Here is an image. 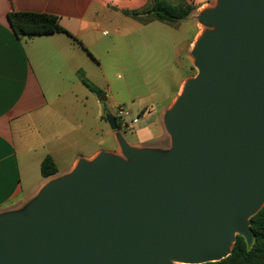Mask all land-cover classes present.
Returning <instances> with one entry per match:
<instances>
[{"label":"water","instance_id":"obj_1","mask_svg":"<svg viewBox=\"0 0 264 264\" xmlns=\"http://www.w3.org/2000/svg\"><path fill=\"white\" fill-rule=\"evenodd\" d=\"M197 72L164 114L167 148L79 158L0 212V264H203L253 240L264 206V0H216L197 16Z\"/></svg>","mask_w":264,"mask_h":264},{"label":"crops","instance_id":"obj_2","mask_svg":"<svg viewBox=\"0 0 264 264\" xmlns=\"http://www.w3.org/2000/svg\"><path fill=\"white\" fill-rule=\"evenodd\" d=\"M151 1L0 0V212L21 207L50 180L42 176L34 185L29 181L33 173L40 171L46 155H52L59 167L60 160L72 154L71 163L59 167V173L65 174L79 158L91 159L101 151L119 152L116 131L106 118L107 113L116 112L122 105L112 90V73L117 69L109 72L107 61L105 64L102 59L107 51L102 53L101 44H109L110 34V43L118 38L125 41L130 59L113 68L139 66L143 60V64L155 65V72H160L161 63L165 70L176 74L173 83L166 86L169 91L158 90L161 85L157 86L150 101L142 104V113L151 114L153 107H158L157 114L147 120L155 131L152 139L133 143L139 147H169L164 114L185 80L193 75L191 54L201 32L197 16L216 0H186L196 6L186 18L193 22V31L176 34L170 44H166L165 37L164 41L157 40L156 33L166 32L167 27L179 29L180 22L143 23L124 13L125 9L141 10ZM11 11L57 14L75 39L66 32L18 37L8 18ZM81 74L104 95L89 89ZM83 139L90 144L85 152L78 150Z\"/></svg>","mask_w":264,"mask_h":264},{"label":"rangeland","instance_id":"obj_3","mask_svg":"<svg viewBox=\"0 0 264 264\" xmlns=\"http://www.w3.org/2000/svg\"><path fill=\"white\" fill-rule=\"evenodd\" d=\"M212 5L213 4H211V6ZM178 22H180L179 29L175 30L167 27L168 30H166V32L156 33V39L163 40V37H165L168 41L166 44H170L171 40L175 38L176 34L183 35V33L188 34L193 31V22L191 19H184ZM199 27L201 32L205 28L202 23L199 24ZM110 37L111 34L108 36V45L107 43L101 44V51L102 53L107 51L106 54H103L105 56H103L102 59L105 61V64L107 61V68L109 72H112L113 69H117L114 73H112V80L114 81L112 90L116 99L121 102L124 107L131 110L132 117H138V119H140V123L133 124L132 129L122 127L120 130L125 139L132 145H134L133 143L135 142H145L151 140L155 131L154 129H150L149 125L147 124V120H150L151 117L157 114L158 107L155 105L151 114L145 112L142 113V104L144 102L146 103L150 101V97L153 93H155L157 86L161 85L158 90L163 92L166 90L169 91V89H166V86L173 83V80L176 78L174 77L176 74L173 75L170 69L165 70L164 64L161 63L158 65V67H160V72H155V65H151L149 62L143 64V60H141V64L139 66L134 64L129 65L128 67L125 66L123 69H119V67L113 68L119 62L125 63L130 59L129 49L126 47L125 41L118 38L117 40L115 39V41L113 40L112 43H110ZM163 46L164 43L161 45V50ZM110 62L113 63V65H110ZM192 72L193 75L197 72L195 67H193ZM168 77H170L172 80H168ZM172 88L173 87H171V89ZM112 113H116L115 116L117 119H119L117 116V111L115 112L112 110ZM127 119L129 120V118ZM108 125L110 124L108 123ZM85 129L87 130L88 126H86ZM16 130H18V128H16ZM83 140L85 141L80 142L81 146L78 147V150L85 152L90 148V144L86 139ZM107 145L111 147L110 144ZM117 153H121V151L119 150ZM72 158V154L65 155L64 158L60 160V169L67 167L71 163ZM62 174L64 173H58L54 176H51L50 180L55 179ZM41 178L42 175L38 170L36 173H33V176L29 181L34 185Z\"/></svg>","mask_w":264,"mask_h":264},{"label":"trees","instance_id":"obj_4","mask_svg":"<svg viewBox=\"0 0 264 264\" xmlns=\"http://www.w3.org/2000/svg\"><path fill=\"white\" fill-rule=\"evenodd\" d=\"M195 8L194 4L186 0H179L178 2L152 0L147 7L141 10L125 9L124 13L143 23L159 20L168 24H175L188 18ZM8 18L14 33L18 37L66 32L72 39H75L62 25L60 16L57 14L36 11H11ZM81 80L92 91L104 95L103 91L86 78L84 74H81ZM117 121L120 128H122L120 118ZM40 172L44 178L59 173V167L52 155L48 154L44 157ZM250 226L253 232L251 243L243 235L238 234L229 256L220 261L203 264H264V206L250 218Z\"/></svg>","mask_w":264,"mask_h":264},{"label":"built area","instance_id":"obj_5","mask_svg":"<svg viewBox=\"0 0 264 264\" xmlns=\"http://www.w3.org/2000/svg\"><path fill=\"white\" fill-rule=\"evenodd\" d=\"M117 116L121 120L122 127L125 128L132 129L133 124L138 122V117H132L131 110L122 105L117 106ZM127 118H129V120Z\"/></svg>","mask_w":264,"mask_h":264},{"label":"bare ground","instance_id":"obj_6","mask_svg":"<svg viewBox=\"0 0 264 264\" xmlns=\"http://www.w3.org/2000/svg\"><path fill=\"white\" fill-rule=\"evenodd\" d=\"M202 26V25H201ZM204 26V25H203ZM200 31V30H199Z\"/></svg>","mask_w":264,"mask_h":264}]
</instances>
